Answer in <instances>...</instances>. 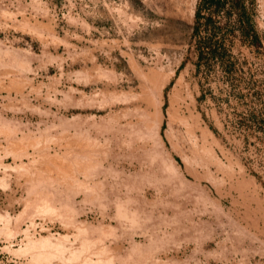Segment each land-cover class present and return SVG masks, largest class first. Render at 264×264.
<instances>
[{
  "label": "rangeland",
  "instance_id": "374dc122",
  "mask_svg": "<svg viewBox=\"0 0 264 264\" xmlns=\"http://www.w3.org/2000/svg\"><path fill=\"white\" fill-rule=\"evenodd\" d=\"M200 3L0 0V264H264V0Z\"/></svg>",
  "mask_w": 264,
  "mask_h": 264
},
{
  "label": "trees",
  "instance_id": "16d2710c",
  "mask_svg": "<svg viewBox=\"0 0 264 264\" xmlns=\"http://www.w3.org/2000/svg\"><path fill=\"white\" fill-rule=\"evenodd\" d=\"M222 1L225 0H201V3L198 5V8L195 13V26H194V35H198L200 33V28H203V32L208 34V36H205V38L202 39V41L199 42V60L203 58V56L206 54L204 52H209L213 54V52H217L218 49L223 50V45L221 42L215 40L213 41V38H211V30L209 29V23H211L212 18L211 17H205L202 15L201 8H203L205 11H209L210 8L215 6L216 9H220L222 7ZM239 0H233V5L238 6ZM239 16L242 18L244 16L245 11L244 9H239ZM202 20L204 23H201ZM245 22L241 21L240 25L244 26ZM248 27L244 26L242 29L243 33H245V30L247 31ZM213 33V32H212ZM246 34V33H245ZM215 36V34H212ZM206 50V51H204ZM208 53V54H209Z\"/></svg>",
  "mask_w": 264,
  "mask_h": 264
},
{
  "label": "bare ground",
  "instance_id": "6f19581e",
  "mask_svg": "<svg viewBox=\"0 0 264 264\" xmlns=\"http://www.w3.org/2000/svg\"><path fill=\"white\" fill-rule=\"evenodd\" d=\"M54 240H55V239H54ZM50 241H51V239H50V240H47V238H45V240L42 239V240H40L37 244H35V245L37 246L36 248L38 249V246H39L40 248H44V247L47 248V247H49V248L53 249V248L57 245V242H56V244H55V243L53 244V243H51ZM35 245H34V246H35ZM29 246H30V245H29ZM30 248H32V247H30ZM34 248H35V247H33V249H34ZM40 248H39V249H40ZM57 248L61 249V248L58 247V246H57ZM57 248H56V249H57ZM24 249H25V248H24ZM26 249H27V248H26ZM33 249H32V250H33ZM39 249H38V250H39ZM44 249H45V248H44ZM54 249H55V248H54ZM64 250H65V249H64ZM33 251H34V250H33ZM40 251H42V249H41ZM47 251H48V250H47ZM51 251H52V250H51ZM29 252H30V251H29ZM39 253H40V252H39ZM46 253H47V252H46ZM46 253H45V254H44V253L42 254V255H45V256H43L44 259H42V260H45V258H46ZM47 254H48V253H47ZM50 254H51V252H50ZM35 256H36V255H35ZM48 256H49V255H48ZM48 256H47V257H48ZM60 257H61V256H60ZM41 258H42V257H40V259H41ZM48 258H49V257H48ZM48 258H47L46 261H48ZM37 259H38V258H37ZM50 259H51V257H50ZM89 261H90V260H89ZM38 262H39V261H38ZM49 264H50V263H49ZM89 264H90V263H89Z\"/></svg>",
  "mask_w": 264,
  "mask_h": 264
}]
</instances>
